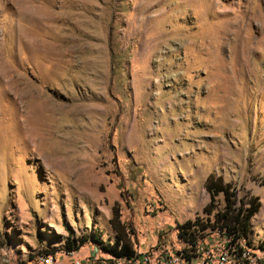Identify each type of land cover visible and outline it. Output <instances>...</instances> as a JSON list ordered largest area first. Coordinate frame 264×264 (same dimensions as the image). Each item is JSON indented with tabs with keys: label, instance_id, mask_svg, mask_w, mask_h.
I'll return each instance as SVG.
<instances>
[{
	"label": "rangeland",
	"instance_id": "rangeland-1",
	"mask_svg": "<svg viewBox=\"0 0 264 264\" xmlns=\"http://www.w3.org/2000/svg\"><path fill=\"white\" fill-rule=\"evenodd\" d=\"M119 238L264 245V0H0V264Z\"/></svg>",
	"mask_w": 264,
	"mask_h": 264
},
{
	"label": "built area",
	"instance_id": "built-area-1",
	"mask_svg": "<svg viewBox=\"0 0 264 264\" xmlns=\"http://www.w3.org/2000/svg\"><path fill=\"white\" fill-rule=\"evenodd\" d=\"M193 228L187 230V237ZM77 251L43 255L40 261L41 264H63L62 260L57 259L58 255L74 259ZM74 264H264V250L230 240L221 242L214 239L196 244L186 240L184 246L178 242L171 246L161 244L146 251L135 250L131 255L104 252L80 256L74 259Z\"/></svg>",
	"mask_w": 264,
	"mask_h": 264
},
{
	"label": "trees",
	"instance_id": "trees-1",
	"mask_svg": "<svg viewBox=\"0 0 264 264\" xmlns=\"http://www.w3.org/2000/svg\"><path fill=\"white\" fill-rule=\"evenodd\" d=\"M208 191L211 197L210 206L214 205L215 197L221 192L225 194L227 201L225 210L216 214L215 224H221V227H223L222 229L225 228L229 234H234V240L241 238L242 236L247 237L250 231V220L256 215L260 208L259 204L257 203V198H252L247 208L242 206L239 210H237V200L230 190V185L223 186L221 184L212 183L209 184ZM207 213L210 214V212ZM195 225L196 222L188 220L184 224H179L177 228L180 232V235H186L187 230L191 229ZM95 241L98 240L96 239ZM86 243L87 242L85 240H82L80 243L73 241L70 243V246L66 248V251L71 252L80 250ZM98 243L101 244L102 242L98 241ZM105 243L106 245H103L101 249L113 255H131L135 252L130 242L124 238H119L118 242H116L114 246H111L110 243ZM245 244L251 246V244L247 242H245ZM260 248L264 250V245L260 246ZM50 254H55V252L51 251L44 256H48Z\"/></svg>",
	"mask_w": 264,
	"mask_h": 264
},
{
	"label": "crops",
	"instance_id": "crops-1",
	"mask_svg": "<svg viewBox=\"0 0 264 264\" xmlns=\"http://www.w3.org/2000/svg\"><path fill=\"white\" fill-rule=\"evenodd\" d=\"M64 264V262H62Z\"/></svg>",
	"mask_w": 264,
	"mask_h": 264
}]
</instances>
